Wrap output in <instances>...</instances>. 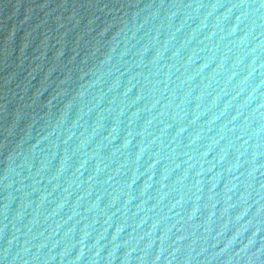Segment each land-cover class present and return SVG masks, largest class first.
Here are the masks:
<instances>
[{"label":"water","instance_id":"obj_1","mask_svg":"<svg viewBox=\"0 0 264 264\" xmlns=\"http://www.w3.org/2000/svg\"><path fill=\"white\" fill-rule=\"evenodd\" d=\"M0 264H264L262 0H0Z\"/></svg>","mask_w":264,"mask_h":264},{"label":"snow or ice","instance_id":"obj_2","mask_svg":"<svg viewBox=\"0 0 264 264\" xmlns=\"http://www.w3.org/2000/svg\"><path fill=\"white\" fill-rule=\"evenodd\" d=\"M262 5H264V0H262Z\"/></svg>","mask_w":264,"mask_h":264}]
</instances>
